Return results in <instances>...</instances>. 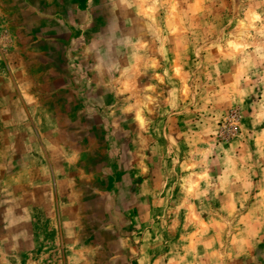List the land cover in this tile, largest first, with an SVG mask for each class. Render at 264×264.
<instances>
[{
  "label": "rangeland",
  "instance_id": "1",
  "mask_svg": "<svg viewBox=\"0 0 264 264\" xmlns=\"http://www.w3.org/2000/svg\"><path fill=\"white\" fill-rule=\"evenodd\" d=\"M0 264H264V0H0Z\"/></svg>",
  "mask_w": 264,
  "mask_h": 264
}]
</instances>
